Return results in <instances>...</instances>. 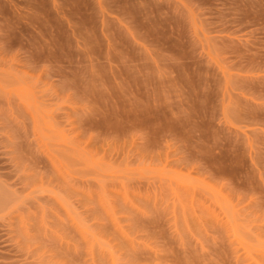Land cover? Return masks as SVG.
I'll return each mask as SVG.
<instances>
[{
    "label": "rangeland",
    "instance_id": "1",
    "mask_svg": "<svg viewBox=\"0 0 264 264\" xmlns=\"http://www.w3.org/2000/svg\"><path fill=\"white\" fill-rule=\"evenodd\" d=\"M0 264H264V0H0Z\"/></svg>",
    "mask_w": 264,
    "mask_h": 264
}]
</instances>
